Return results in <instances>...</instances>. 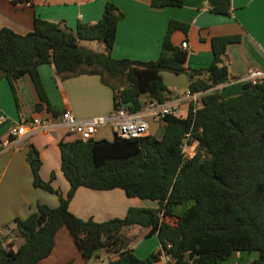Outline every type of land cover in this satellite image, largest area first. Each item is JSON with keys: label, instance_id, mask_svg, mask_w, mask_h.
I'll list each match as a JSON object with an SVG mask.
<instances>
[{"label": "trees", "instance_id": "16d2710c", "mask_svg": "<svg viewBox=\"0 0 264 264\" xmlns=\"http://www.w3.org/2000/svg\"><path fill=\"white\" fill-rule=\"evenodd\" d=\"M183 2L152 0L151 6L180 8ZM207 4L215 15L230 16L233 12L232 0H207ZM122 19L119 9L107 3L98 22L80 23L75 29L42 19H36L34 30L27 34L2 28L0 79L8 81L17 100L16 82L28 75L40 99L36 109L45 103L52 110L40 66L52 65L57 74L66 77L99 75L113 90L114 108L123 105L138 112L145 100H170L163 73L187 74L189 90L202 94V106L195 110L191 105L187 115L166 116L161 138L121 139L115 134L112 141H61V172L70 186L65 196L52 185L54 173L50 181L42 179L39 152L30 146L27 160L33 186L56 195L59 206L38 203L27 218H17L15 234L22 242L14 251V243L0 237V264H42L52 254L55 237L64 227L85 261L104 251L117 256L112 264H155L165 252L168 264H223L237 253H256L257 259L247 264H264V78L245 84L236 96L214 92L230 80L227 46L240 42V37L213 38L211 65L190 71L187 50L171 41L175 31L187 33L189 29L177 21L169 23L156 60L115 59L112 50ZM81 41L96 42L104 52L81 46ZM188 134L190 145H195L192 159L184 156L182 148ZM79 188L121 189L129 198L157 205L131 207L124 218L102 223L82 220L69 209ZM177 206L187 209L175 218L173 209ZM134 226L147 229L145 237L157 235L161 248L138 258L132 248L138 237L126 235ZM241 261L234 259L233 263Z\"/></svg>", "mask_w": 264, "mask_h": 264}, {"label": "crops", "instance_id": "0c3cea01", "mask_svg": "<svg viewBox=\"0 0 264 264\" xmlns=\"http://www.w3.org/2000/svg\"><path fill=\"white\" fill-rule=\"evenodd\" d=\"M151 1L28 0L24 3H15L14 0H0V29L9 28L18 34H27L34 30L36 19L75 29L80 23L98 22L103 17L106 4L112 3L123 15L117 27L112 50L115 59L127 58L141 62L156 60L169 23L177 21L188 25L189 29L187 33L182 30L175 31L171 41L176 46H181L184 42L188 44L186 67L190 71L211 65L214 60L213 38L240 37V42L227 46L225 61L230 80L227 84L213 89L214 92L224 97L236 96L243 92L245 84L248 83L249 70L264 74V0H232L233 12L230 16L211 13L207 0H184L180 8L163 9L153 8ZM100 48L99 51L90 49L98 53L104 52V47ZM39 74L52 110H48L45 103L40 110L36 109L40 99L28 75L16 82L17 100L12 94L8 81L0 79V115L6 118L0 125V141H11V145L0 153V237L5 238L7 242H13L14 251L21 244L16 238L15 220L27 218L36 210L38 203L50 208L59 206L56 195L33 186V175L27 160L30 146H34L39 152L42 161L40 170L42 179L50 181L54 173L55 179L52 180V185L65 196L70 186L61 172L59 143L78 137L70 136L62 124L61 114L70 111L76 119L86 121L108 117L114 110L113 90L102 82L99 75L82 74L66 77L57 74L52 65L40 66ZM163 79L170 91L169 101L187 115L190 102L185 101L184 96L189 89V76L165 72ZM111 84L114 83L111 81ZM201 106L202 101L198 107ZM36 117L43 120L45 124L43 129L24 137L15 138L10 135L12 126L20 119ZM147 121L148 136L161 138L163 123H156L150 118H147ZM114 138V127L108 123L98 128L93 139L112 141ZM148 203L150 202L129 198L121 189L97 191L79 188L70 202L69 209L82 220L93 219L102 223L114 218H124L129 208L148 207ZM154 204L156 207L157 204ZM186 209V206L175 207L173 209L175 218L182 215ZM127 231L148 232L147 229L138 226L131 227ZM60 241L61 245L66 244L74 249L71 260L75 264H91L84 261L80 253H77L73 245L74 240L66 227L61 228L55 237L57 249ZM132 248L138 258L144 259L159 250L161 245L157 235L143 236L138 237ZM60 249L63 251L64 248L60 247ZM52 254L43 260L42 264H54L49 259ZM242 256L237 253L234 259L240 260ZM253 257L255 259L256 255ZM116 258L115 254H98L93 264H106ZM65 261L63 260L62 263ZM168 263L166 258H161L155 264Z\"/></svg>", "mask_w": 264, "mask_h": 264}, {"label": "built area", "instance_id": "2783aa9c", "mask_svg": "<svg viewBox=\"0 0 264 264\" xmlns=\"http://www.w3.org/2000/svg\"><path fill=\"white\" fill-rule=\"evenodd\" d=\"M183 49H188L186 42L182 43ZM264 78V74L259 71L249 70L247 75L248 83H256ZM185 101L190 102L194 106L195 110L200 104L202 94H193L189 89L185 93ZM190 109V108H189ZM168 115L182 116L181 109L174 107L172 101H166L159 103L156 100H145L143 108L138 112H132L125 108L123 105L114 108L111 115L108 117H99L91 120L80 121L76 119L70 111H65L61 114V121L64 127L72 135L87 141L94 138L99 127L111 123L114 127L115 134L121 139H139L147 137L149 134V123L147 118H150L156 123H163V120ZM6 118L0 115V125L5 122ZM45 127L43 120L36 117L33 119H20L15 123L11 130L10 135L12 137H24L26 135L33 134ZM192 140L191 134L186 136L182 148L184 156L187 159H192L195 155V145H190L189 141ZM11 145V141H0V153L3 149ZM161 220H165L164 213L159 214ZM161 258H166L168 262L170 258L165 252L162 253ZM113 260H109L106 264H112Z\"/></svg>", "mask_w": 264, "mask_h": 264}, {"label": "rangeland", "instance_id": "374dc122", "mask_svg": "<svg viewBox=\"0 0 264 264\" xmlns=\"http://www.w3.org/2000/svg\"><path fill=\"white\" fill-rule=\"evenodd\" d=\"M80 45L81 46H89V48H92V49H94V50H96V51H99L101 48L100 47H103L102 45H100V44H98V43H96V42H85V41H81L80 42ZM148 206H150V207H155V204L153 203V202H150V203H148ZM148 231V230H147ZM146 231H141V232H136V233H129L128 231L126 232V235H128L129 237L131 236V237H134V238H137V237H143V236H145L146 235ZM16 238H17V240L18 241H20V243L22 242V239L18 236V235H16ZM61 241L59 242V249H57L56 247H55V249H54V251H53V254H52V257H50L49 259H50V261H51V263H54V264H57V263H59V262H63V260H66L64 263H62V264H66V263H69V262H72L73 264H75L71 259H73V253H74V249L72 248V247H69L68 245H66V244H63V245H61ZM73 245H74V248H75V250L77 251V253H79L78 252V250H77V248H76V246H75V243H73ZM60 247L61 248H64L63 249V251L60 249ZM98 254H102V255H107V253L106 252H104V251H99V252H97V254H96V256H98ZM254 255H256V259H257V257H258V255L256 254V253H247V254H244L242 257H241V260H243V261H241L240 263H238V264H247L248 262H251V261H253L254 260ZM67 257L66 259L64 258V257ZM95 256V257H96ZM93 260H94V257L92 258V260L90 259L89 261H87L88 263L90 262L91 264H93ZM85 261V260H84ZM233 261H234V259L233 258H229L227 261H224V263L223 264H235V263H233ZM246 262V263H245ZM101 263H103V260H101Z\"/></svg>", "mask_w": 264, "mask_h": 264}]
</instances>
